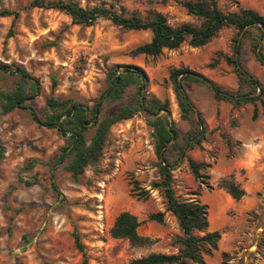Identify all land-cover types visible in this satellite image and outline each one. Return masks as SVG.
<instances>
[{"label":"rangeland","instance_id":"374dc122","mask_svg":"<svg viewBox=\"0 0 264 264\" xmlns=\"http://www.w3.org/2000/svg\"><path fill=\"white\" fill-rule=\"evenodd\" d=\"M30 1L0 0V65L12 70L15 67L23 69L39 85L36 96L24 103L28 109L5 113L0 107V264H83V256L74 245V231L80 236L88 264H129L151 253H176L172 243L181 231L175 218L165 212L160 191L151 190V184L159 180L158 160L153 130L144 114L138 112L131 119L114 124L108 132L99 163L86 168L77 181L65 170L68 161L59 162L66 140L56 129L39 126L31 114L45 118L49 99L69 100L90 110L106 89L108 69L115 65H132L141 68L146 75L143 95L160 102L168 101L169 119L175 123L178 142L182 144L183 139L192 136L197 129L196 116L189 120L179 117L173 88L168 82L169 71L179 67L192 71L205 69L209 63L203 62L206 58L201 61L205 54L183 44L155 58L134 55L131 51L149 42L150 33L123 31L101 19L90 27L72 25L61 12L29 8ZM182 1L187 0H122L121 4L128 14L137 12L144 17L149 12L161 13L172 27L196 24V19L180 4ZM234 2L264 15V0H217L224 12L237 11ZM2 11L17 12L18 16L16 19L4 17ZM235 34L234 29L220 31L210 41L216 49L214 54L229 55ZM262 46L264 55V41ZM219 47L225 50L217 51ZM242 49L243 63L247 62V53L254 59L248 41L243 42ZM217 59L220 58L217 56ZM199 62H203L202 65ZM31 84V80L21 79L18 74L0 72L1 93L21 90L30 95ZM183 86L191 102L195 100V93L211 94L203 85L184 82ZM137 94L138 87L134 83L121 100L104 99L99 118L114 115L123 106H137ZM86 119L85 136L89 140L95 125L89 114ZM256 125L258 131L264 133V121L258 120ZM189 155L190 151H186L185 156L189 158ZM167 157L171 163L177 158L173 150L168 151ZM32 161L35 163L28 167ZM185 167L186 158L180 157L173 176L178 169L183 173ZM133 180L149 190L147 200L135 196ZM175 186L173 182L175 194L180 192L177 196L180 199L196 196L198 200L199 186L190 191L177 190ZM121 212L138 218L141 223L138 233L152 240L151 246L133 248L125 240L110 237L113 222ZM159 212L164 213L163 224L148 219L149 215ZM224 215L229 221L219 231L221 239L217 251L212 257H204L206 264H222L223 261L225 264H264L261 240L264 239V191L259 194L256 211L246 219L258 233L251 231L237 237L229 236L228 230L241 223L232 210ZM225 249L230 252L223 260L221 253Z\"/></svg>","mask_w":264,"mask_h":264},{"label":"trees","instance_id":"16d2710c","mask_svg":"<svg viewBox=\"0 0 264 264\" xmlns=\"http://www.w3.org/2000/svg\"><path fill=\"white\" fill-rule=\"evenodd\" d=\"M122 0H31L29 8L55 10L65 14L76 26H93L98 20H107L123 31H144L151 34L149 42L134 48L131 53L143 57H158L163 51L177 50L183 44L191 48H199L207 45L216 38L223 29H234L236 34L231 40V53L217 52L211 58L207 67L215 68L220 61L232 67L233 73L238 81L236 92H229L213 83L206 77L185 67L172 68L169 71L168 82L172 85L174 99L182 120H189L196 116L197 129L192 136L187 135L183 143L179 144V133L173 120L161 114L162 111L170 112L168 101L160 102L155 98H148L140 93L147 82L144 71L132 65H115L108 69L105 76L106 90L110 89L105 100H121L128 87L137 84L138 99L137 106H123L111 116L99 118L102 101L97 100L89 110V116L93 117L95 131L88 140L85 136L88 123L85 119V106L72 103L69 100L59 101L49 99L47 101L48 113L41 119L31 114L33 121L39 126L54 128L66 140L67 145L61 149L59 162H67L65 170L70 174L72 180L77 181L88 167L96 166L102 155L110 128L121 121L131 119L136 113L141 112L147 118L148 125L153 130L154 149L158 160L157 170L159 180L151 184V190H159L165 205V212L175 218L181 235L176 237L172 246L176 253L161 254L151 253L146 257L132 260L129 264H206L204 257H212L218 249L221 239L219 231H209L208 207L198 200H183L176 196L173 188V174L176 170V161L186 158L189 173L195 181L203 182L208 176L203 172L210 166L197 163L185 156L186 151L200 148L205 138L204 121L198 113L189 96L184 82H192L203 85L211 92L213 99L217 102L231 104L234 108L244 105L253 106L252 121H256L261 108V116L264 118V86L243 65L242 46L244 41L249 42V51L256 61L264 65L262 59L263 46L259 45L264 38V16L249 8H242L238 2H234L237 11H222L217 0H187L180 4L187 14L196 19V24L185 23L172 27L166 17L157 12H149L144 17L137 12L128 14L121 4ZM4 17L13 16L17 18L18 13L2 11ZM243 32L241 39L239 35ZM259 50V51H258ZM259 52V53H258ZM217 56L220 59H217ZM217 59V60H216ZM120 70L116 81V72ZM0 72L18 74L21 79L31 80L30 95H25L21 90L10 93L0 92V107L3 112L8 113L16 109H28L24 103L33 99L39 91L38 81L30 77L26 71L19 67L13 70L6 65H0ZM104 91V92H105ZM259 92V93H258ZM257 94V95H255ZM255 95V96H252ZM70 104V105H68ZM65 117L59 125L60 118ZM170 147H167L168 143ZM169 150L176 153L175 162L171 163L167 157ZM35 163L30 162L28 167ZM135 196L138 199L147 200L149 190L141 188L136 180L131 182ZM217 187L224 190L234 201L238 202L245 196V191L235 182L234 176L221 179ZM56 191V187L52 184ZM164 213L149 215L148 219L158 224H163ZM138 218L129 213L121 212L115 218L110 229V237L115 240H125L133 248H145L153 244L147 237L138 233L140 227ZM75 248L83 256V264H88L84 246L76 231L72 234ZM264 244V239H261ZM257 244V243H256ZM259 247V244H257ZM227 253L222 252L224 260ZM222 264H225L223 261Z\"/></svg>","mask_w":264,"mask_h":264},{"label":"crops","instance_id":"0c3cea01","mask_svg":"<svg viewBox=\"0 0 264 264\" xmlns=\"http://www.w3.org/2000/svg\"><path fill=\"white\" fill-rule=\"evenodd\" d=\"M192 49L205 54L206 57H201V61L206 58L203 61L204 63L210 62L212 54L214 55L213 51L216 50L212 48L210 42L203 47ZM220 49L225 50L224 47H219L217 51H222ZM246 57L247 62L243 63L244 67L264 86V65L257 62L255 57L254 59L251 58L248 53ZM217 66L213 69H209L207 66L205 69L196 68L193 71L226 91L236 92L238 81L232 67L227 66L225 63H219ZM187 93L189 95L188 91ZM194 98L195 100H192L194 108L200 113L204 121L205 138L200 148L190 151L189 158L197 163L210 166L204 172L208 179L198 182L193 179L188 167H185L186 173L185 171L182 173L178 169L173 176V182L176 183L175 189L190 191L198 186L201 188L198 201L208 206L210 213L209 231H221L229 221L224 215L225 212L232 210L235 213V219L238 223H241V226H233L229 229V236L237 237L241 233L250 234L251 231L258 233V229H254L251 223L246 222V219L252 212L256 211L259 194L264 191V133L258 131L256 125L258 120L264 121V118L259 111L257 120H251L253 112L251 104L234 108L229 103L215 101L212 94L205 91L195 93ZM247 118L248 123L246 122ZM253 145L259 147L253 148ZM232 175L235 182L245 191V196L238 202L234 201L224 190L217 187L221 179ZM208 190H210V193H208ZM179 195L180 192L177 196ZM189 197L193 198L187 199L188 201L197 200L196 196ZM223 252L229 253L230 250L225 249Z\"/></svg>","mask_w":264,"mask_h":264},{"label":"water","instance_id":"95a60500","mask_svg":"<svg viewBox=\"0 0 264 264\" xmlns=\"http://www.w3.org/2000/svg\"><path fill=\"white\" fill-rule=\"evenodd\" d=\"M243 32H244V31H242L241 34L239 35L238 40L241 39V36H242ZM263 41H264V38H263ZM261 45H262V43L259 45V49H260ZM258 51H259V50H258ZM258 53H259V52H258ZM262 61L264 62V59H262ZM119 74H120V70H118V71L116 72V74H115V75H116V81L112 84V87H113V86L115 85V83L117 82V80H118L117 77H118ZM109 90H110V89L106 90V91L102 94L100 101H103V100L105 99V97L107 96ZM258 93H259V92H258ZM142 94H143V90H142ZM255 95H257V94H255ZM255 95H252V96H255ZM162 113H164V114L166 115L167 118H170V117H171L170 112L162 111ZM88 114H89V110H88V108H85V119H86V117L88 116ZM59 123H60V121L57 122V125H59ZM84 126L87 127L88 124H87V123H84ZM169 144H170V142H169L167 145H169ZM22 250H23V249H20L19 252H22Z\"/></svg>","mask_w":264,"mask_h":264},{"label":"clouds","instance_id":"9594fccd","mask_svg":"<svg viewBox=\"0 0 264 264\" xmlns=\"http://www.w3.org/2000/svg\"><path fill=\"white\" fill-rule=\"evenodd\" d=\"M252 147H253V148H258L259 146H258V145H253Z\"/></svg>","mask_w":264,"mask_h":264}]
</instances>
